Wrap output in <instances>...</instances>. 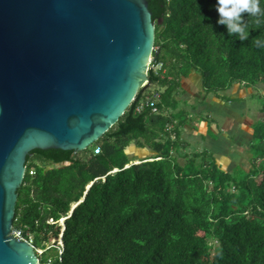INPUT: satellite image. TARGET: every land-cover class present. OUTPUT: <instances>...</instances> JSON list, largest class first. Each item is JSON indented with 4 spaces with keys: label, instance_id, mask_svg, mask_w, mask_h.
Segmentation results:
<instances>
[{
    "label": "trees",
    "instance_id": "1",
    "mask_svg": "<svg viewBox=\"0 0 264 264\" xmlns=\"http://www.w3.org/2000/svg\"><path fill=\"white\" fill-rule=\"evenodd\" d=\"M148 1L153 60L162 67L149 69V87L91 146L31 151L13 230L36 246L62 234L61 264H264V97L249 169L224 168L211 149L189 152L181 126L194 117L179 98L193 71L205 98L232 101L226 91L236 83L264 85V48L253 43L264 40V17L256 23L244 14L250 34L241 41L217 22V0ZM157 92L158 111L145 101L137 110ZM132 142L156 154L130 163Z\"/></svg>",
    "mask_w": 264,
    "mask_h": 264
},
{
    "label": "water",
    "instance_id": "2",
    "mask_svg": "<svg viewBox=\"0 0 264 264\" xmlns=\"http://www.w3.org/2000/svg\"><path fill=\"white\" fill-rule=\"evenodd\" d=\"M155 39L148 0H0V264H39L12 233L27 156L101 138L149 87Z\"/></svg>",
    "mask_w": 264,
    "mask_h": 264
},
{
    "label": "rangeland",
    "instance_id": "3",
    "mask_svg": "<svg viewBox=\"0 0 264 264\" xmlns=\"http://www.w3.org/2000/svg\"><path fill=\"white\" fill-rule=\"evenodd\" d=\"M183 86L186 91L179 98L188 101L187 109L192 111L190 114L194 117L181 126L183 137L190 142L189 152L211 149L224 168L231 169L240 164L243 168L249 169L252 166L250 143L253 126L262 115L260 107L264 97V85L245 86L236 83L226 91L228 95L234 97L232 101L212 95L205 98L202 76L195 71L184 78ZM200 98L205 100L200 102ZM193 105L196 107L193 108ZM206 110H210L215 117L214 120L207 117ZM200 112L203 114L197 115ZM203 116L206 119H201ZM136 150L138 151L135 152ZM147 150L149 148L132 142L127 147L130 163L147 158L138 155L142 153L141 151L149 153ZM184 160L180 157L182 163ZM59 223L63 225L60 220ZM53 254L54 251L49 250L46 257H53Z\"/></svg>",
    "mask_w": 264,
    "mask_h": 264
},
{
    "label": "clouds",
    "instance_id": "4",
    "mask_svg": "<svg viewBox=\"0 0 264 264\" xmlns=\"http://www.w3.org/2000/svg\"><path fill=\"white\" fill-rule=\"evenodd\" d=\"M261 3L262 0H217L215 5L219 13L217 22L226 26L229 35L235 34L239 40L246 41L250 33L244 14L256 18L255 22L260 23V18L264 17V7H261ZM253 43L258 48H264V40L256 38ZM64 226L65 220L62 227Z\"/></svg>",
    "mask_w": 264,
    "mask_h": 264
},
{
    "label": "built area",
    "instance_id": "5",
    "mask_svg": "<svg viewBox=\"0 0 264 264\" xmlns=\"http://www.w3.org/2000/svg\"><path fill=\"white\" fill-rule=\"evenodd\" d=\"M151 67L154 68V69H156V70L157 69H160L162 67V62L154 63V60L152 59V61L150 62V65H149V69ZM155 96H156V98L151 99V100H149V99H143V100H141L140 103H139V105L137 106V110H140L142 108L143 103L145 101V102H150L151 106H153V110L154 111H158V107L156 106V101L158 100V97L160 96L159 92H157ZM100 150H101V146L100 145H97L94 148V151L96 153L98 151H100ZM30 172L31 173H34L33 170H31ZM12 233L15 236L19 237V238L27 239V238H25V237H23L21 235L20 230H12ZM28 240L32 242L31 239H28ZM34 246H35V249H36V253H37L38 257H39V264H54L53 258L50 257V256L48 257V259L46 261H43L40 258L41 255H43L47 249H52V248L55 249L54 250L55 251L54 253L56 254V257L55 258H56V260H58L57 261L58 264H61V262H62V252H63V248H64V243H63V240H62V234H60L57 239H53L51 242L46 243L45 245L36 246L34 244Z\"/></svg>",
    "mask_w": 264,
    "mask_h": 264
},
{
    "label": "crops",
    "instance_id": "6",
    "mask_svg": "<svg viewBox=\"0 0 264 264\" xmlns=\"http://www.w3.org/2000/svg\"><path fill=\"white\" fill-rule=\"evenodd\" d=\"M196 72V71H195ZM198 73V72H197ZM210 111V110H209ZM212 115V114H211ZM212 117L213 118H215L213 115H212ZM218 120V119H217ZM240 123V122H239ZM212 138V137H211ZM213 139V138H212ZM138 150H136L135 152H137ZM142 153H138V155L139 156H142V157H149V156H153V155H155L156 154V152L155 151H153V150H151V149H149V150H147V152H149V153H146V151H141ZM137 154V153H136ZM148 154H150V155H148Z\"/></svg>",
    "mask_w": 264,
    "mask_h": 264
}]
</instances>
